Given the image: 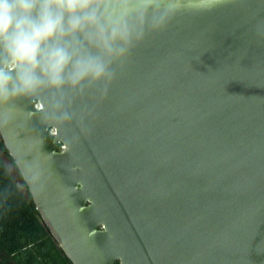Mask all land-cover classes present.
Listing matches in <instances>:
<instances>
[{"label":"water","instance_id":"1","mask_svg":"<svg viewBox=\"0 0 264 264\" xmlns=\"http://www.w3.org/2000/svg\"><path fill=\"white\" fill-rule=\"evenodd\" d=\"M109 72L0 104L58 248L72 264H264V0L145 28Z\"/></svg>","mask_w":264,"mask_h":264},{"label":"clouds","instance_id":"2","mask_svg":"<svg viewBox=\"0 0 264 264\" xmlns=\"http://www.w3.org/2000/svg\"><path fill=\"white\" fill-rule=\"evenodd\" d=\"M219 0H0V104L41 88L111 78L145 28L162 30L180 12ZM88 49H94L91 54Z\"/></svg>","mask_w":264,"mask_h":264},{"label":"trees","instance_id":"3","mask_svg":"<svg viewBox=\"0 0 264 264\" xmlns=\"http://www.w3.org/2000/svg\"><path fill=\"white\" fill-rule=\"evenodd\" d=\"M4 258L11 264H72L42 222L0 137V264Z\"/></svg>","mask_w":264,"mask_h":264},{"label":"rangeland","instance_id":"4","mask_svg":"<svg viewBox=\"0 0 264 264\" xmlns=\"http://www.w3.org/2000/svg\"><path fill=\"white\" fill-rule=\"evenodd\" d=\"M5 264H11L10 260L8 258H4Z\"/></svg>","mask_w":264,"mask_h":264}]
</instances>
